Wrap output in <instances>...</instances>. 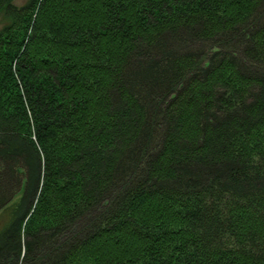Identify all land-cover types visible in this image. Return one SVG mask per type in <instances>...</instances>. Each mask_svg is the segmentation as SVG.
I'll return each instance as SVG.
<instances>
[{
  "label": "trees",
  "instance_id": "1",
  "mask_svg": "<svg viewBox=\"0 0 264 264\" xmlns=\"http://www.w3.org/2000/svg\"><path fill=\"white\" fill-rule=\"evenodd\" d=\"M0 0V264H264V0Z\"/></svg>",
  "mask_w": 264,
  "mask_h": 264
},
{
  "label": "rangeland",
  "instance_id": "2",
  "mask_svg": "<svg viewBox=\"0 0 264 264\" xmlns=\"http://www.w3.org/2000/svg\"><path fill=\"white\" fill-rule=\"evenodd\" d=\"M27 0H14V4L17 6L25 4ZM5 24V20L0 16V29ZM8 219V210L5 208L0 211V227L7 221Z\"/></svg>",
  "mask_w": 264,
  "mask_h": 264
},
{
  "label": "bare ground",
  "instance_id": "3",
  "mask_svg": "<svg viewBox=\"0 0 264 264\" xmlns=\"http://www.w3.org/2000/svg\"><path fill=\"white\" fill-rule=\"evenodd\" d=\"M12 203H13V202H10V203L7 204L6 207H5V208L8 210V214H9V209H8V208H10V207L12 206ZM2 210H3V209H2Z\"/></svg>",
  "mask_w": 264,
  "mask_h": 264
}]
</instances>
